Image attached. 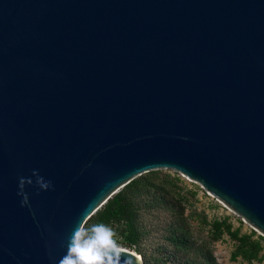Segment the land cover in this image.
<instances>
[{"label": "water", "instance_id": "95a60500", "mask_svg": "<svg viewBox=\"0 0 264 264\" xmlns=\"http://www.w3.org/2000/svg\"><path fill=\"white\" fill-rule=\"evenodd\" d=\"M152 169L264 239V0H0V264H55Z\"/></svg>", "mask_w": 264, "mask_h": 264}, {"label": "trees", "instance_id": "16d2710c", "mask_svg": "<svg viewBox=\"0 0 264 264\" xmlns=\"http://www.w3.org/2000/svg\"><path fill=\"white\" fill-rule=\"evenodd\" d=\"M179 181L177 173L172 175L163 169L143 172L111 195L83 226L90 228L99 223L114 226L122 236L121 243L137 246L143 234L137 223L140 207L158 209L168 215L163 226V252L151 257L138 248L144 264H222L214 253L212 242L221 239L225 233L234 244L230 260L235 261L238 257L247 262L264 260V239L251 228L242 231L241 220L234 226L227 215L208 219L203 212H197L206 233H195L185 208L196 191Z\"/></svg>", "mask_w": 264, "mask_h": 264}, {"label": "rangeland", "instance_id": "374dc122", "mask_svg": "<svg viewBox=\"0 0 264 264\" xmlns=\"http://www.w3.org/2000/svg\"><path fill=\"white\" fill-rule=\"evenodd\" d=\"M163 171H167L172 175L176 174V172L172 169H163ZM179 183L196 191L193 196H190L188 202H186L185 208V212L189 214V221L192 224L195 233L203 235L206 233V229L203 228L201 223H199V219L196 214L197 212H203L208 219L216 216L222 217L227 215L229 216V220L233 223L234 226L240 223L239 221L241 219L221 199L215 197L214 195L212 196L210 192V194L202 192L196 182L187 181L183 183L179 181ZM167 220L168 215L164 211H160L158 209L148 210L141 206L137 217V223L140 229L143 231V234L140 237L137 246H128L121 243L119 241L122 237L120 232L116 228H114V226L111 228L116 233L115 239L121 247L133 250L141 257V253L138 252L139 249L141 252L144 251L146 255L155 257L161 255L163 252L161 244L163 241L162 234L163 226ZM240 225L242 231L250 229V227L242 220ZM212 246L215 255L222 264H264V260H254L251 262H247L241 257H238L235 261L230 260L229 255L231 250L233 249L234 244L233 240H231L226 233L221 239L213 241Z\"/></svg>", "mask_w": 264, "mask_h": 264}, {"label": "clouds", "instance_id": "9594fccd", "mask_svg": "<svg viewBox=\"0 0 264 264\" xmlns=\"http://www.w3.org/2000/svg\"><path fill=\"white\" fill-rule=\"evenodd\" d=\"M33 175L37 177L36 183L41 189L47 190L52 186L51 181H45L37 170H33ZM25 183L26 178L21 177L18 194L23 196L22 205L28 202L27 194L24 193ZM27 183H32V180L27 179ZM115 236L114 230L103 223L87 228L79 222L68 237L66 253L55 264H137L140 257L135 253H128L122 258L127 250L117 243ZM133 256L136 257L135 261Z\"/></svg>", "mask_w": 264, "mask_h": 264}, {"label": "built area", "instance_id": "2783aa9c", "mask_svg": "<svg viewBox=\"0 0 264 264\" xmlns=\"http://www.w3.org/2000/svg\"><path fill=\"white\" fill-rule=\"evenodd\" d=\"M173 171H175V170H173ZM178 175H179V177H180V180H181V182H189V181H191V182H195L194 180H192L191 178H189L188 176H186V175H184L183 173H181V172H178V171H175ZM198 184V183H197ZM198 186H199V189L202 191V192H206V193H209V191L208 190H206L205 188H203L200 184H198ZM210 194V193H209ZM213 196V195H212Z\"/></svg>", "mask_w": 264, "mask_h": 264}]
</instances>
